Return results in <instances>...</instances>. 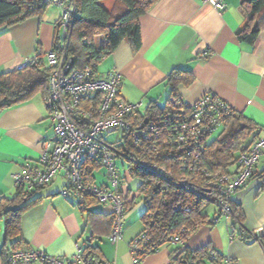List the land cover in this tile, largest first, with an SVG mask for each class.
<instances>
[{
	"label": "crops",
	"instance_id": "obj_1",
	"mask_svg": "<svg viewBox=\"0 0 264 264\" xmlns=\"http://www.w3.org/2000/svg\"><path fill=\"white\" fill-rule=\"evenodd\" d=\"M222 2L226 7L219 11L205 0H160L140 20L141 48L134 50L129 41H124L100 64L98 76L105 77L114 69L120 71L123 75L121 97L128 103L141 104L139 114L146 118L152 104L161 109L167 106L172 95L166 82L168 76L176 69L189 71L194 75V82L178 88L186 103L193 105L213 93L235 114L257 125L254 141L263 137L264 29L254 45L241 43L237 33L247 24L242 0ZM60 15L52 6L42 17L0 28V74L15 72L22 63L52 51ZM53 135L50 112L42 96L0 114V198L16 194L13 175L27 164L36 165L44 144ZM230 171L235 172L236 166ZM121 175L125 178V197L132 205L124 218L123 239L117 245L110 240L111 207L98 204L93 207L94 215L89 216L61 196L66 181L59 175L50 186L36 191V197L41 200L21 220L20 248L40 250L56 258H71L77 254L79 244L84 248L96 236L94 244L104 262L135 264L129 244L145 228L144 213L134 210L141 183L123 169ZM233 200L243 210V227L262 237L264 153L253 179ZM203 214L212 220L217 209L210 205ZM236 228H240V223L234 217L221 218L215 226L204 225L181 251L198 252L208 248L221 258H232L236 264H264L262 244L257 240L232 238ZM11 246L5 239L4 223L0 222V264H3L1 253L10 251ZM178 254L167 246L146 256L139 264H172ZM199 264L215 263L204 259Z\"/></svg>",
	"mask_w": 264,
	"mask_h": 264
},
{
	"label": "built area",
	"instance_id": "obj_2",
	"mask_svg": "<svg viewBox=\"0 0 264 264\" xmlns=\"http://www.w3.org/2000/svg\"><path fill=\"white\" fill-rule=\"evenodd\" d=\"M47 1L61 13L62 44L46 55L51 74L45 104L54 135L44 144L36 165L27 164L13 175L15 188L34 191L50 186L56 177L63 175L66 185L61 196L64 199L75 200L83 209L87 208L89 198L111 207L110 240L117 245L123 239L128 208L123 191L125 178L117 161L124 155V143H128L144 160V171L172 179V185L191 187L200 182L192 175L204 173L203 184L218 195L220 217L231 219V200L254 177L264 153V136L240 155L235 172L208 177L202 167L205 153L232 114L231 107L213 93L193 105L172 99L169 111L145 121L139 114L141 104L128 103L121 97L123 75L120 71L114 69L105 77H99L97 60L79 67L68 54L67 43L76 16L74 0ZM205 1L219 11L226 7L222 0ZM36 60L37 56L31 61ZM31 61L22 63L17 70L26 69ZM88 159L101 164L105 175L102 184L97 177L91 184L84 181L82 168ZM173 171L175 176L171 177ZM189 240L190 229L186 227L167 235L160 244L152 243L148 232L144 231L129 244V252L134 263L139 264L141 258L160 252L163 245L183 248ZM82 253L80 244L77 254L71 258H56L40 250L24 248L11 253L9 263L85 264ZM207 259L215 264H236L232 258H221L212 252ZM188 264L195 263L190 259Z\"/></svg>",
	"mask_w": 264,
	"mask_h": 264
},
{
	"label": "trees",
	"instance_id": "obj_3",
	"mask_svg": "<svg viewBox=\"0 0 264 264\" xmlns=\"http://www.w3.org/2000/svg\"><path fill=\"white\" fill-rule=\"evenodd\" d=\"M107 1H112L110 8L104 5ZM74 2L76 16L71 25L67 43L68 54L75 59L79 67L88 64V61L96 60L97 67H99L124 41H129L134 50L138 51L141 48L140 20L160 0H74ZM50 7L52 4L47 0H0V28L12 27L32 18L42 17ZM242 10L247 17V24L238 31V40L247 45H254L264 29V0H242ZM61 44L62 38L58 23L53 50H57ZM103 58L105 59L102 61ZM96 71L98 72V68ZM50 74L51 70L47 67L46 55L42 54H38L37 60L31 61L24 70L0 74V114L22 106L36 96L46 98L49 94ZM166 82L172 89V95L165 109H161L157 104H152L146 118L141 116L140 118L148 121L163 115L169 111L172 99L185 103L178 94V88L190 86L194 82V75L189 71L176 69L168 76ZM257 130V125L244 116L235 114L232 110L224 128L212 139L206 150L202 167L208 177H213L218 173H233L230 170L236 166L240 155L252 146L254 142L252 144L250 142L254 141V136L256 137L258 133ZM123 150L124 155L118 158V161L122 163H118V165L120 169L128 173L129 177L140 180L139 197L147 206L142 221L145 227L144 231L148 232L152 243L160 244L164 237L178 232L184 227L190 229L191 238L202 226L218 224L221 218L218 195L203 184L204 173L192 175L194 180L199 179L200 182L197 184L187 188L178 187L171 184V181L174 182L172 179L171 181L169 178L162 179L146 169L144 171V160L140 158L137 150L128 143H124ZM100 171L101 164L88 159L82 168L84 181L89 184L93 183L96 174ZM171 174V177L175 176V171ZM45 188L30 192L19 188L13 197L0 198V222L4 223L6 242L12 243L10 251L1 253L3 264H10L11 253L21 250V220L28 211L39 204L41 197H36V191ZM233 198L231 212L232 216L240 223V228H236L232 232V238H240L247 242L257 240L264 248V235L256 237L243 227V210L234 202ZM71 202L76 204L75 200H71ZM98 204L100 203L94 198H89L86 209L77 206L81 211L91 216L94 215L93 207ZM127 205L128 211L132 203L127 202ZM210 205H214L217 209V214L212 220L203 214ZM110 220L112 232V216H110ZM96 239V236L92 237L84 244V248L80 244L83 248L82 258L85 264L104 262L98 246L94 244ZM167 246L170 247L166 244L161 248ZM185 247L174 248L179 254L172 264H188L190 259L195 264H199L208 257V248L198 252L181 251Z\"/></svg>",
	"mask_w": 264,
	"mask_h": 264
},
{
	"label": "rangeland",
	"instance_id": "obj_4",
	"mask_svg": "<svg viewBox=\"0 0 264 264\" xmlns=\"http://www.w3.org/2000/svg\"><path fill=\"white\" fill-rule=\"evenodd\" d=\"M104 5L107 8H110L112 5V1H107L104 3ZM119 164H121V161H118ZM97 180L99 184H102L103 182H105V175L103 173V171H100L96 174ZM213 209V208H211ZM135 211L141 212L142 214L145 213V211L147 210V206L146 204L142 201V199L140 197H138V201H137V206L134 209Z\"/></svg>",
	"mask_w": 264,
	"mask_h": 264
}]
</instances>
